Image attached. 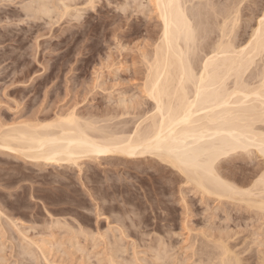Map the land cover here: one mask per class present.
<instances>
[{"label": "rangeland", "instance_id": "1", "mask_svg": "<svg viewBox=\"0 0 264 264\" xmlns=\"http://www.w3.org/2000/svg\"><path fill=\"white\" fill-rule=\"evenodd\" d=\"M50 1L51 3L53 2V6L54 4L56 6L58 4V6L62 8V5H60L61 2L59 3L60 0ZM81 1L82 0H80V2ZM227 1L228 0H219L220 5L222 3L220 9L224 8L223 5ZM232 1L233 0H231V2ZM262 1L246 0L244 4H247V8L255 7L258 9L255 12L258 14L257 12L264 7V0ZM29 2H32V0H0V124L3 125V123H6L5 125L7 126V123H18V121L31 122V120L35 122L37 119H41V122L46 123L51 121L50 119L56 118L55 114L58 115L59 112L61 115L62 113L63 115H67L66 113L69 114L71 111H76L78 115L82 116L83 114L86 116L87 113V116H89L91 113L92 115L94 114L95 117L94 112L98 113L96 116H100L99 114L103 113L107 108L106 112L107 110H116L114 113L110 111L107 113L117 114V107L119 109L118 113L122 114L125 113L124 109L127 108L123 107L124 109L121 111L122 109L119 107V103H123L122 105L126 107L127 105L129 107L130 103L134 105V96L137 97L141 94L142 91L139 88H143L142 82H144V75L146 73V65L144 66L143 64L145 63L143 62V53H147L146 51H148L147 57L151 54V50H154V46L151 44H155L154 41H156L159 36V31H155L159 29V27H155L159 25V20L157 22V16H154L155 14L153 15L155 11L152 6L150 7L151 4L149 0H130V3H128V0H96L95 3H98L96 5L93 4L96 8H94L95 6L92 7V5H89L92 8L87 5V7H85V4H87L86 0H83L81 3L78 1L76 4V6H78L76 7L73 5V9L74 7H76L77 10L79 8L78 11L81 13V18L76 16V19L75 17L72 18L73 13L74 16L75 14L79 15V12L77 13L75 11H71L73 13L70 14V12L68 14L70 16L69 18H67L68 15H66L67 17L62 16L64 18L59 19L61 16L58 13H62L59 12L60 8L58 6V11L51 8L53 9L52 16L48 15L51 17H47L46 15L37 16V14L32 15V12L28 15L23 5ZM47 2H49V0H47ZM215 3H217V0ZM66 4H70V1L69 3L66 2ZM82 4H84V6ZM244 4L242 6H244ZM252 4L253 6H250ZM52 5L51 7H53ZM127 5L129 8H127ZM137 5L141 7L139 8ZM216 5L218 6V4ZM247 8L243 9V12L245 10V14L241 15L242 22L240 26L242 24V28L239 27L241 33H246L245 35L242 33V37H240L241 39L243 38L242 44L244 43V39L246 40L250 34V29H247L246 32L244 25L248 23L245 22L251 21V23L253 22L252 25H254L255 18L258 16L252 13V15L248 16L250 11ZM71 9L72 8H70V10ZM31 15L33 16L32 18H30ZM55 16L57 18H55ZM247 16L249 19H247ZM250 16H253L254 20L252 19L253 17L251 18ZM157 34L158 36H155ZM145 53L144 55H146ZM99 86H101V88ZM141 95L140 99L142 100L144 94L142 95L143 97H141ZM132 97L133 100H131ZM127 98H130V100ZM121 99H124L123 102L119 101ZM126 99L132 102L126 104ZM137 100L135 99L134 102L136 103ZM143 100H145V97ZM139 104L142 106L144 105V108L147 109L150 103L145 102ZM145 104L147 107H145ZM115 106L117 107L113 109ZM142 106L139 108H142ZM127 110L126 112H128ZM106 112L102 115L107 114ZM32 118L35 120L33 121ZM130 118L128 116L126 119L128 120ZM121 119L125 118L121 117ZM116 121H114V123ZM255 155L256 154L243 155L242 157H238L236 161L237 166L245 163L242 165L248 167L247 175L249 173V179L252 178L254 171L257 172L258 169L263 166L262 161H264V159ZM246 156H249V159H246ZM228 159L226 158L223 160L221 164L223 167L230 166L229 168L231 170L233 163L231 164V159ZM100 160L84 159L80 162V164L83 162L81 164L82 167H61L59 165L31 163L24 159L14 157L11 153H3L0 151V210L2 211H0V264H125V262L128 264H159V260L160 264H184L185 261H187L185 264H189V262H191L190 264H195L194 262L199 260L197 257H200L203 250L205 255L202 253V256L201 254L200 258L203 257L202 259L207 257L208 252L215 251L214 254L218 253V250L216 251V248H214V243L210 244L208 241L212 243L211 239L217 240L221 237L220 232L223 233V231H226L223 235L227 233L229 236L228 240H230V242L227 243L230 247L235 244L236 246L233 245V249H236L239 245V249H234L236 252L242 251L240 253H243L244 250V253L241 254L244 256L241 257L243 261L244 259L246 260L244 264L257 263V253L259 252L258 254H260V250H264V246H262L264 245V216L261 213H255V211L253 213V210H243L245 209L244 206L241 208L239 204H234L231 200H225L226 202L223 201L225 202L224 204L221 202L223 204L221 205L218 200L215 202V198L213 199V197H210L211 199H209V197H207L203 202L198 193L195 191H193L194 193L191 192L192 189L188 186V188L183 186L184 184H182V181H178L179 184L176 182V184L172 185L173 181H169V179H175L173 178L174 175L168 174L169 177H167V175H163L162 177L164 178L158 177L157 173H155V167L152 166L154 164L151 162L136 161V163L134 161V163H125L124 167V162L122 161L115 162L116 160L111 159ZM243 160L245 161L242 162ZM228 162L230 164H228ZM223 169L225 168H222L221 171H223ZM249 170L252 172V175ZM143 171L145 173L144 176ZM226 171H228V169L224 170V172ZM237 171L239 173V170ZM240 176L238 178H240ZM245 177L246 176H243L242 178ZM180 184L183 186L181 189L179 188L181 186ZM178 188L180 190L183 188L182 191H184L187 196L182 192V194L185 195L184 197L181 194L182 198ZM184 189L187 192H185ZM185 203L189 205H185ZM239 206L241 212L238 209ZM216 210L218 211L216 212ZM243 211L249 213H244ZM258 214H261L262 216H260L263 218H259L258 220ZM112 215H117V218ZM51 216L54 218H51ZM56 220L62 221L63 224L66 223L67 225L70 223L72 227L70 225L67 227L66 224L63 225L60 223L61 225L57 224V226L59 225L57 228L55 224L57 222ZM186 220L188 222H186ZM132 221H134L133 224L135 225L132 224ZM211 221L213 222L211 223ZM121 222L124 223L123 226ZM213 223H215L214 225H216V227L213 226ZM14 224L17 225L14 227ZM47 224L48 226L49 224H53L54 227L53 225L51 226L53 230L51 227H48ZM20 227H22L23 230H21ZM84 227L86 230L84 231L85 233H83L89 235L92 232V237H90L91 234L88 238V236L83 235L82 232L81 234L78 232L84 230ZM260 227L263 232L259 229ZM18 228H20V230ZM55 228H57V232ZM65 228L68 229V232ZM218 228H220L219 230L223 228V231H219ZM245 228H247V230ZM257 228L258 231L261 232H257ZM211 230H214L213 233ZM24 232L26 234H24ZM75 232L77 236L74 235ZM86 232H88V234ZM99 232L106 238L108 237V239L106 240V238H103L102 240V236ZM120 232L123 235H120ZM200 232H203L202 236H200ZM21 233L22 235H26L27 238L29 236L31 241L35 239V243L39 241L37 246L39 245L38 247H40L41 245L42 247L43 245V249L39 250L37 246L34 247V244L29 246V238L26 239V236L22 238L23 236ZM51 233L55 237L52 236ZM204 234H209L208 240L205 239L207 235L204 237ZM211 234L218 238H212ZM235 234L238 235L234 236ZM97 235H100V238ZM231 235L234 236L233 239L230 237ZM114 236L117 237L115 238ZM169 236L171 238H169ZM222 237L225 238L224 236ZM235 237H237V240H235ZM159 238H162V240ZM166 238L168 240H166ZM115 239H118L117 241L121 242V247L126 249L122 248L125 250L124 252L118 245L115 246L119 252H117V249L113 251L115 247L112 243ZM225 239L227 240V238ZM43 241L45 243H43ZM252 241L255 242V244ZM241 243H243V246ZM245 243H247L248 246ZM256 243L258 245L262 243L261 247L263 249H261V247L258 248L259 246ZM75 245H78V247ZM161 245L162 247L158 248ZM201 245H204L206 248H203ZM56 246L60 249H54ZM164 246L167 247L168 253ZM191 246H193V248ZM25 247L28 248V250L25 251ZM83 247L86 250L84 252ZM133 247H135L134 249L138 252L135 251ZM195 247L198 251L193 250ZM47 248L50 250L47 251ZM76 248L80 249L77 250ZM157 249H160V251ZM246 249H248V252ZM41 250H44L48 254V257L47 254ZM154 250L157 251H155L157 253L156 255ZM254 250L257 251L255 252ZM158 252L165 256L169 255L171 257L170 260H172L170 261L168 256V259L167 257L164 259L163 255H160L161 259H158ZM193 252L195 255L192 254ZM31 253L33 255H31ZM35 253L37 257H35ZM42 253L46 257L42 258ZM210 254H212V252ZM210 254H208V256ZM110 255L112 258L114 257V260H112L116 262L110 259ZM212 255H210L211 258L213 257ZM155 256L156 258H154ZM186 257H189V259L186 260ZM254 257H256V259ZM44 258L45 260H42ZM134 258H139L138 262ZM124 259L127 260L125 261ZM132 259L135 262H133ZM179 259L180 261H178ZM208 260H206L205 264H207ZM45 261L51 263H46ZM196 264H199V262H196Z\"/></svg>", "mask_w": 264, "mask_h": 264}, {"label": "bare ground", "instance_id": "2", "mask_svg": "<svg viewBox=\"0 0 264 264\" xmlns=\"http://www.w3.org/2000/svg\"><path fill=\"white\" fill-rule=\"evenodd\" d=\"M69 1H70V4L67 5L66 2L69 3ZM78 1L79 3H81L83 0L81 2L80 0H67V1L60 0L59 3L61 2L60 5H62V8H60L57 4V6L60 8L59 12L62 13V14L58 13L61 16V17L58 16L59 19L60 18L63 19L71 11H75L77 13L79 12L78 13L79 15L75 14V16H74V13L71 12L70 14L73 13L72 18L75 17L76 19V16L80 17L81 13L80 11H78L79 8L78 10L76 8L78 6V5L76 6ZM86 1H87L86 2L87 4H85V7L89 5H92L93 7L98 3V2L95 3L96 0H86ZM129 1L130 0H128V3H130ZM214 1L216 2V0H149L151 4V5L149 4L150 7L152 6L153 10L155 11L153 15L155 14L154 16H157V22L159 20L158 22L159 25L155 27H159L160 30L159 29L155 30L157 32L159 31V36L158 34L155 35V36H158L156 41H154L155 44H151L154 46V50L153 49L151 50V54L148 55V57H147L148 51H146L147 53L144 52L146 55H144L143 53V56H144L143 62H145L143 64L144 66L146 65L145 66L146 73L144 75V82H142L143 88H139V89L142 91L141 94L142 93L144 94L145 100H143L144 98L142 96L143 94L142 95L140 94L141 97H143L142 100L140 99V95H138L140 92L136 94L138 95L137 96L138 98L134 96L135 97L134 100H133V97L131 99L133 100L134 105L130 103L132 101L130 102L128 101L130 100V98L129 99L127 98L128 100L126 99L127 100L126 104L129 102L130 103L129 107L128 105L126 107L122 105L123 103H119L121 105V106L119 105V107H121L122 109L121 111H123L124 108H127V109L130 108L129 110L124 109L125 113H122V114L118 113L119 109L117 106H115L113 107V109L117 107V112H116L117 114H113L116 110L115 111L107 110V112L108 111L113 112V113H107L106 112L107 108L104 111L107 114L102 115L104 113L102 110L103 113L99 114L100 116H96V114L98 115V113L94 112L95 117H94V114L92 115L91 113L89 116H87L88 113L86 116H84V114L82 116V115H78L76 111L74 112L71 111L72 113L69 112V114L66 113L67 115H63V113L61 115V113L59 112L60 115L59 114L57 115L54 113L56 118L53 117L54 119H50L51 121L46 122V123L41 122L40 121L41 119L40 120L37 119L36 121L35 119L32 118L33 121L35 120V122H32V120L31 122L30 121H27V122L18 121V123L12 122L13 124L7 123L8 124L7 126L5 125L6 123L5 124L3 123V125L0 124V151L3 153L5 152L11 153L14 157L24 159L31 163H37V164L42 163L43 165L44 164L45 165H59L61 167L62 166H65V167L66 166H79V167L81 166L82 167L81 164L83 162L81 164L80 162L84 159H92L95 161H98L100 159L101 160L102 159L116 160L115 162L122 161L124 162V167H125V163H129V162L134 163V161L135 162L136 161L151 162L152 164H154L152 166L155 167V173H157L158 177H162L163 175L165 176L167 175V177H169L168 174H171L172 176L174 175L175 177L173 176V178L175 179H169V181L170 180L173 181L172 185L176 184V182L178 183V181H182L183 182L182 184H184L183 186L190 187V189H192L191 192L193 191L197 192L198 195L203 200V202H204V199L207 197H209V199H211L210 197H213V199L215 198V202H217L218 200L220 203L225 200H229V201L231 200V202H233L234 204L235 203L239 204L241 208H243L242 206H244L245 209L243 210H247V211L253 210V213L255 211V213L256 212L261 213L264 216V161H262L263 166L259 168V165H258V168H259L258 171L257 172L254 171L253 175H252V172H250L249 170V172L252 175V178L250 177L251 179H249L248 177L249 173L247 175L248 167H246V165L245 166L242 165L245 163L239 164V166H237V163H236L237 158L242 157L243 155L256 154L255 156H260L261 159L262 158L264 159V23L261 22L262 18H264V7H262L259 10V12H257L258 14H256L255 12L258 9H256L255 7L247 8L246 7L247 4L246 5L244 4L246 0H233L232 2L231 0H228L227 2L224 3L223 9H220L222 7V3L220 5L219 0H217V3H215ZM49 2L51 3L50 0ZM49 2H47V0H34V1L32 0V2H29L27 4L25 3L23 6L25 10L27 11L28 15L29 13L32 12L31 13L32 15L37 14V16L46 15L47 17H51L53 13L52 10L53 9L57 10L58 7L55 4L53 6L52 5L53 2L51 3L53 7H51ZM216 4L220 6L218 7ZM243 4L245 8H247L250 11L249 12L250 14L247 13L248 16L252 14L254 15L256 14V16L257 15L258 16L257 17L255 16L256 18H255L254 25H252L253 22L251 23L250 21L252 19L254 20L253 16H250L251 18L253 17L252 19L249 20L250 22H245V23H248L244 25L246 32H247V29H250L249 30L250 34L247 33L249 34V36L248 38L246 37L247 38L246 40L244 39V43L242 44L243 38L241 39L240 37H242L241 35L244 32L241 33V31H239L240 29L239 27L242 28V24L240 26V23L242 22L241 15L245 14V10L243 12V9H245L244 6H242ZM73 5L76 6L74 7V9H73ZM82 5L84 6V4ZM137 6L139 8L141 7L139 5ZM250 6H253V4ZM70 8L72 9L70 10ZM94 8H96V6ZM127 8H129L128 5H127ZM247 9H246V12H247ZM32 15L30 18L33 17ZM48 15H51V16H48ZM248 16H247V19H249ZM69 17L70 16L68 15L67 18ZM55 18L57 17L55 16ZM245 34L246 33H244V35ZM97 87H98V84H97ZM99 87L101 88V86ZM135 99L136 100L138 99L136 103L134 102ZM123 100L124 99H121L119 101L123 102ZM143 101L150 103L148 104L149 107L147 109L144 108V105L142 106L141 104H139V103H145ZM140 106H142V108H139ZM145 107H147V105ZM126 110L128 112H126ZM129 111H132V112H129ZM128 116L129 118L132 116L133 117L130 118L131 120L130 119L127 120L126 118H128ZM121 117H124L125 119H121ZM114 121L116 122L114 123ZM248 157L246 156V159ZM226 158L231 159V164L233 163L232 164L233 166H231V170L229 168L230 166L223 167L221 164L222 161L225 160ZM240 159H243V158H240ZM244 161L245 160H243L242 162ZM228 164L230 163L228 162ZM112 166H115V165H112ZM222 168L228 169V171H226L228 173L224 172L225 169L221 171ZM237 170H239V173ZM144 175L145 173L143 174V176ZM239 176L240 178H238ZM243 176H246V177L242 178ZM182 184H180L181 185L179 187L180 189L181 187H183ZM179 188L178 190L179 192H181L180 195L182 194V192L183 194H185L184 191H182L183 188L182 190H180ZM185 192L187 191L185 190ZM185 195L183 196L185 197ZM183 201H186V200H183ZM206 201L208 202L207 199ZM225 202H223V204ZM186 204L188 203H185V205ZM223 204L221 203V205ZM234 206H237V205H234ZM240 206L238 207V209L241 212ZM217 211L218 210H216V212ZM261 214H258L259 215L258 217L256 215L258 220L259 218H263L261 217L262 216ZM112 216H116L117 218V215H112ZM51 218H54V217L51 216ZM120 220H119V223H120ZM133 222L134 221H132V224ZM186 222L188 221L186 220ZM212 222L213 221H211V223ZM60 223L63 224L62 221L61 222L57 221L55 224L57 226V224L61 225ZM214 224L215 223H213V226L216 227V225ZM245 224H246V221H245ZM12 225H13V222H12ZM16 225L17 224H14V227ZM52 225L49 224L48 226L47 224L48 227H51ZM69 225L70 223L67 225V227H69ZM123 225L124 223H122V226ZM70 226L72 227V225ZM53 227H51L52 230H53ZM211 227H212V224H211ZM261 227L259 229H261V231L263 232L264 227H263V230ZM20 228L21 230H23L22 227ZM20 228L18 229L20 230ZM57 228H55L56 232H57ZM74 229H77V228H74ZM219 229L220 228H218V230ZM245 229L247 230V228ZM65 230L67 231L68 229L65 228ZM85 230L86 228L78 232L81 234V232L83 233ZM221 230L223 231V228ZM261 231H258V228H257V232H261ZM204 232L206 233L205 230ZM224 232L226 231H223V233ZM84 233L83 235H86ZM86 233L88 234V232ZM202 233L200 232L201 234L200 236L203 235ZM220 233H221V237L219 236L220 238L217 237L218 238L217 239L215 236H212L211 234L212 238L215 237V239L217 240L211 239L210 237L212 243L208 241L210 244L214 243L213 244L215 245L214 248H216V251L218 250V253L214 254L215 251L214 252L211 251L212 249L210 247L211 249L210 251L212 252L213 255L210 254L211 252L210 253L208 252V254L212 255L213 257L211 258L210 255L208 256L207 254V257H209V258L205 257L206 260L209 259L207 261V264L208 263L209 264H215V263L216 264H244L246 260L244 259L243 261V258H241V257H244L241 255L244 253V250H243L244 247L242 248L243 253H240L242 251L240 252L238 251L239 253L236 252L235 250L237 248L239 249L238 247L239 245L237 246L236 249L234 248L235 249L234 250L232 247H234L233 245L235 244L231 245L232 240L230 244L231 247L227 243V242H230V240H228L229 236L227 235V233H225V235H223L222 232ZM24 234L26 233L24 232ZM90 234H89L90 237H92V232ZM123 234H121L120 232V235H123ZM74 235L77 236L76 232ZM89 235H86V236H88L89 238ZM206 235L207 234H204V237ZM208 235L205 237L206 240H208L209 238ZM236 235L238 234H235L234 236ZM22 236L21 237L24 238L26 235H22ZM52 236L54 235L52 234ZM101 236H102L101 237L102 240L103 238H106L102 234ZM222 236L227 238V240L223 238ZM232 236L233 235H231L230 237L233 239L234 236L233 237ZM98 237L100 238V235ZM114 237L116 238L117 236H114ZM25 238L28 239L29 236L28 238L27 236ZM169 238L171 237L169 236ZM236 238L237 237H235V240H237ZM107 239L108 237L106 238V240ZM102 240H101V243H102ZM117 240L116 239L113 240L114 242L112 244L115 247L114 249L112 248L113 251L117 249L115 245H118V247H120L121 249L124 248V247H121V244H120L121 242ZM160 240H162V238ZM166 240L168 239L166 238ZM33 241H31L29 238V241H28L29 246H31V244H34V247H35L37 246V244H39L38 243L39 241L37 243H35V239ZM59 242L61 243V240ZM110 242L108 243L110 244ZM43 243L45 242L43 241ZM104 243H105V240H104ZM253 243L255 244V242ZM162 245L158 248H161ZM241 245L243 246V243H241ZM261 245H258L259 246L258 248H260ZM75 246L78 247V245H75ZM201 246L203 248H206L204 247V245H201ZM40 247H38L39 250L43 249L42 248L43 245L41 248ZM135 247H133V249ZM191 247L193 248V246ZM55 248L58 249L59 247L57 248L56 246L54 247V249ZM165 248L168 253L169 251L167 250V247ZM190 248H187V249H190ZM263 248L261 247V249ZM26 250H28V248L25 247V251ZM48 250L50 249L47 248V251ZM125 250H123V252ZM157 250L160 251V249H157ZM193 250L198 251L196 247ZM246 250L248 252V249ZM41 251H44V250H41ZM84 251L86 250L83 247V252ZM155 251L156 250H154V252ZM110 252H111V249H110ZM117 252H119L118 249H117ZM156 252H155V255L157 254ZM258 253H257L258 259H257L256 264H264V250H260V254ZM192 254H194V252ZM201 254H200V257H201ZM31 255L33 254L31 253ZM160 255H163V254H159V256H157L159 257L158 259H161ZM115 256L117 257L116 254ZM167 256L169 257V260H170L171 257L169 255ZM167 256L163 255L164 259ZM35 257H37V254L35 255ZM43 257H46V256L43 255L42 258ZM47 257H48V254H47ZM200 257H197L199 258V260L196 262H199V264H205L206 263L205 258L202 259L203 257L202 258ZM113 258L112 256L110 257L111 260ZM154 258H156V256ZM254 258L256 259V257ZM188 259L189 257L186 260ZM42 260H45V258ZM124 260L126 261L127 259H124ZM135 260H137L138 262L139 258ZM178 261H180V259ZM113 262H116V261H113ZM133 262L135 261L133 260ZM186 262L187 261H185V263ZM196 262L194 263L196 264ZM48 263H51V262H48ZM126 263L127 262H125V264ZM174 263H177V262H174ZM190 263L191 262H189V264ZM112 264H115V263H112ZM159 264H160V260H159Z\"/></svg>", "mask_w": 264, "mask_h": 264}, {"label": "snow or ice", "instance_id": "3", "mask_svg": "<svg viewBox=\"0 0 264 264\" xmlns=\"http://www.w3.org/2000/svg\"><path fill=\"white\" fill-rule=\"evenodd\" d=\"M261 22L264 23V18H262V21Z\"/></svg>", "mask_w": 264, "mask_h": 264}]
</instances>
